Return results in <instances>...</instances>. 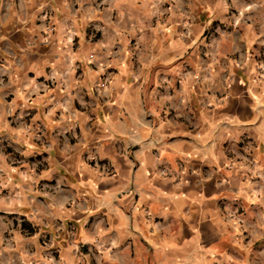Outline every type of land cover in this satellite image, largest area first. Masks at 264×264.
<instances>
[{
  "label": "crops",
  "instance_id": "obj_1",
  "mask_svg": "<svg viewBox=\"0 0 264 264\" xmlns=\"http://www.w3.org/2000/svg\"><path fill=\"white\" fill-rule=\"evenodd\" d=\"M237 3L0 0V264H264V30Z\"/></svg>",
  "mask_w": 264,
  "mask_h": 264
},
{
  "label": "rangeland",
  "instance_id": "obj_2",
  "mask_svg": "<svg viewBox=\"0 0 264 264\" xmlns=\"http://www.w3.org/2000/svg\"><path fill=\"white\" fill-rule=\"evenodd\" d=\"M240 3L237 5H241L243 10H237L243 17V19H249V16L255 12L257 15V22L263 26L264 30V0H238ZM234 12H236L234 10ZM250 21V20H249ZM248 20L245 19V22L248 23Z\"/></svg>",
  "mask_w": 264,
  "mask_h": 264
},
{
  "label": "built area",
  "instance_id": "obj_3",
  "mask_svg": "<svg viewBox=\"0 0 264 264\" xmlns=\"http://www.w3.org/2000/svg\"><path fill=\"white\" fill-rule=\"evenodd\" d=\"M240 13L238 12V15ZM239 20V19H238ZM238 20L236 19L234 23H237ZM99 169L105 173V174H110L111 173V167L107 163H100L98 165ZM241 215H242V210L240 206L238 205H233L230 207H227L225 211V216L228 220H231L234 224H240L241 223Z\"/></svg>",
  "mask_w": 264,
  "mask_h": 264
}]
</instances>
